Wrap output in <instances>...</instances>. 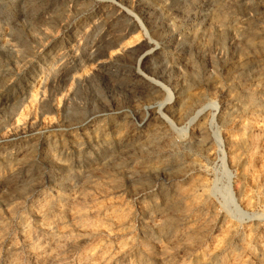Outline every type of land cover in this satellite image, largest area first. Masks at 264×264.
<instances>
[{
  "label": "rangeland",
  "instance_id": "1",
  "mask_svg": "<svg viewBox=\"0 0 264 264\" xmlns=\"http://www.w3.org/2000/svg\"><path fill=\"white\" fill-rule=\"evenodd\" d=\"M0 264H264V0H0Z\"/></svg>",
  "mask_w": 264,
  "mask_h": 264
}]
</instances>
